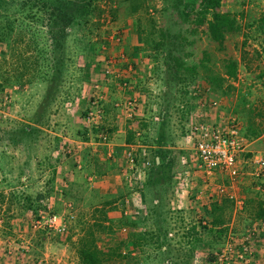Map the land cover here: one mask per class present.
<instances>
[{
    "label": "rangeland",
    "instance_id": "1",
    "mask_svg": "<svg viewBox=\"0 0 264 264\" xmlns=\"http://www.w3.org/2000/svg\"><path fill=\"white\" fill-rule=\"evenodd\" d=\"M87 1L60 46L38 4L42 22L19 1L0 7V264H81V242L100 264H264V185L244 173L233 188L240 204L209 187L194 198L202 181L186 135L193 112L234 120L264 153V0H213L227 19L219 40L210 10H184L195 0ZM185 72L193 76L179 80ZM132 88L153 123L125 124L121 144L113 110ZM119 167L125 183L100 189L98 175ZM231 242L249 244V257L219 258Z\"/></svg>",
    "mask_w": 264,
    "mask_h": 264
},
{
    "label": "built area",
    "instance_id": "2",
    "mask_svg": "<svg viewBox=\"0 0 264 264\" xmlns=\"http://www.w3.org/2000/svg\"><path fill=\"white\" fill-rule=\"evenodd\" d=\"M211 104L215 105L216 101H212ZM186 135L192 141L196 159L195 169L201 174L202 187L197 188L195 192L196 198L202 195L209 187L211 192L228 197V199L240 204L242 201L236 196L233 188H235L236 179L244 173L251 175L255 179L257 191H263L264 153L254 154L249 150V141L240 133L234 120L227 126H223L218 122L202 119L196 112H193ZM247 151H250L251 154L242 161L252 164V166L248 167L249 171H242L238 158L241 153ZM126 157L133 164V154L130 150L126 151ZM182 173V179L184 180L187 172L183 170ZM192 176L194 177V174ZM217 177H225L227 182L212 181V179ZM46 222L57 230L63 227L56 214L46 216ZM231 244L235 243H229L228 248L221 252L219 258L224 257L226 259L228 257L227 253H232L233 256L243 260L249 257L251 253L249 244H244L239 248H235Z\"/></svg>",
    "mask_w": 264,
    "mask_h": 264
},
{
    "label": "trees",
    "instance_id": "3",
    "mask_svg": "<svg viewBox=\"0 0 264 264\" xmlns=\"http://www.w3.org/2000/svg\"><path fill=\"white\" fill-rule=\"evenodd\" d=\"M18 1L21 5V8L19 9L20 13L21 14L24 13V16L30 19L31 17H35V20H39L40 22L43 21V18L41 16H38V14H35L36 11H33L32 9V7L36 6L37 4L41 6L44 11H46L47 13L46 22L50 26L58 27V29L55 30V34H52L53 39H54V44L56 43V46H60L63 36L67 33V31L65 30L66 26L69 23L72 24L74 21H77L76 16L80 14L79 9L84 8V4H88L87 0H84L83 3H82V0H30V1L0 0V7L2 6L3 8L8 9V7L13 6V7H16V10H17L18 4H19ZM205 1L206 0H203L202 2H200L201 4H197L196 0L193 2H190L189 4H186L184 6V10L187 12L192 9V6L203 8L202 10H199L202 17H204V10H207V11L210 10L212 19H214V20L207 21L208 27L210 28L211 39L219 40L222 37L223 31L226 29V24H227L226 16L224 17V14L219 13L216 1L207 0V3L204 5ZM193 30L194 29H191V31ZM1 31H2V28H0V40H5L3 38L4 36L2 35ZM52 31L53 30L50 28L51 33ZM191 33H194V32H191ZM224 66H226L225 72L228 75L231 76L235 74L234 59H231V58L228 59V63H226ZM176 72L178 73L176 74ZM179 73L181 72L175 71V73L172 75L170 80H174L175 78L178 80ZM192 76H193V73L185 72V77L183 76L179 77V80L181 79L185 80L187 77L191 78ZM212 79L218 81V77L216 76H212ZM180 83L181 81L178 84L180 85ZM172 88H174V90H176L178 93H180L181 91L180 87L178 86H173ZM50 89H52V87L46 88L47 91H50ZM171 98H174V96H172ZM179 100H180V97H179ZM168 106L169 104H166V107ZM248 153L251 154V152H248ZM166 184H168V181L166 182ZM223 198H226V200H230L228 199V197H223ZM82 244L83 242L80 243V247L78 249V256H79L81 264H100L98 258H96V255L94 254V251L90 250L91 248L86 249L85 247L87 246H82ZM91 244L92 242H90L88 246Z\"/></svg>",
    "mask_w": 264,
    "mask_h": 264
},
{
    "label": "crops",
    "instance_id": "4",
    "mask_svg": "<svg viewBox=\"0 0 264 264\" xmlns=\"http://www.w3.org/2000/svg\"><path fill=\"white\" fill-rule=\"evenodd\" d=\"M134 81V80H133ZM128 97H129V100H128V105L126 104V108L123 106V110H121V102L119 101V104L118 105H120V109H118V108H115L113 111L115 112V119H114V121H113V123H115L116 124V134L119 136V138H118V140L119 141H117V142H121V144L122 143H124V140H123V134L125 135V131H124V127L127 125V128L128 129H130L131 131H133V130H138L139 129V127L138 126H136L133 122H132V120L133 119H135L136 117H145V121H148L149 123L148 124H150L151 125V123H153V119H151V112H148V114H147V110H145L144 111V113L142 112V109H143V107H142V104H140L139 105V103L138 102H136L137 104H138V106L137 107H135L134 105H133V103H134V98H137V95H138V93H137V91H135V89L134 88H132V89H130V91L126 94ZM122 96V95H121ZM139 98V97H138ZM140 99V98H139ZM118 113H120V115H118ZM141 115H144V116H141ZM119 116V117H118ZM141 119V118H140ZM126 124V125H125ZM129 124V125H128ZM132 126H134V128L132 127ZM134 132H131V134H133ZM133 140H136V138H134L133 137ZM116 142V143H117ZM250 147H251V144L249 143V150L251 151V152H253L252 150L253 149H250ZM250 151H247V152H243L242 154L244 155V156H248V155H250L248 152H250ZM109 152V150H107V153ZM248 166H252V164H250V165H248ZM248 168V167H247ZM111 170H113V172H114V168L113 169H107V171H105V173L104 174H102V175H98V176H100L101 178H100V180H101V182H102V184H101V186H100V189H102L103 188V183H107V184H109V181L110 180H112V179H114V180H112V182H113V185H114V183H117L118 182V185L120 186L122 183H125V175H126V173H125V170L124 169H121L120 167L119 168H117V170H116V172H114V174L113 175H108V173H109V171H111ZM193 171V170H192ZM193 174L195 175V176H198L199 177V180L201 181V177H200V172L199 171H193ZM210 179V178H209ZM219 179H221V181H222V179H225L223 182L224 183H226L227 182V178H225V177H220ZM212 181H214V182H219V180H218V177L217 178H214V179H212ZM238 181V180H237ZM238 183H241V182H238ZM244 183V182H243ZM243 185V184H242ZM105 187V186H104ZM236 188V187H235ZM238 189H240V187L238 188ZM247 190H248V188H247ZM244 195L243 196H246V192L245 193H243ZM223 197V196H222ZM194 198H196V196H195V194H194ZM226 199V198H225Z\"/></svg>",
    "mask_w": 264,
    "mask_h": 264
}]
</instances>
